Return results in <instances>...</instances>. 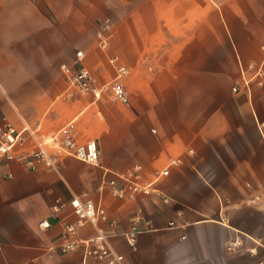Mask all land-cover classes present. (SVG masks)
<instances>
[{"label": "crops", "instance_id": "obj_1", "mask_svg": "<svg viewBox=\"0 0 264 264\" xmlns=\"http://www.w3.org/2000/svg\"><path fill=\"white\" fill-rule=\"evenodd\" d=\"M109 58L127 69L126 103L112 95ZM251 63L264 64V0H0V121L37 138L73 123L100 152L97 166L0 164V264H106L82 246L60 253L76 217L51 206L73 196L103 206L106 220L70 239L102 233L124 264H264V86L232 91ZM63 66L89 69L97 92L70 91ZM134 166L149 182L169 173L135 200L102 186ZM146 224L130 247L123 233Z\"/></svg>", "mask_w": 264, "mask_h": 264}, {"label": "built area", "instance_id": "obj_2", "mask_svg": "<svg viewBox=\"0 0 264 264\" xmlns=\"http://www.w3.org/2000/svg\"><path fill=\"white\" fill-rule=\"evenodd\" d=\"M111 36V22L104 20L100 24L99 47L104 52L107 51L109 38ZM77 58L81 57V52L76 53ZM109 63L114 66L117 77L116 82L111 86V92L114 98L126 103L127 93L119 84L118 80L127 73L124 66L117 64L114 58H109ZM62 70L66 76L70 91L80 94L87 92L96 93L94 79L89 69L86 67L71 68L63 66ZM251 84L264 86V64H248L246 68L241 67L240 79L232 87V91L238 93L243 87L249 89ZM25 132L36 139L35 148L31 151L24 150V143L27 139ZM71 157L83 163L97 166L100 161V152L97 142L89 140L85 143L77 141L76 131L73 123L63 126L56 134L47 138H37L32 130L25 127L21 131L13 129L3 118L0 121V164L2 162L16 161L29 170H35L38 167L48 169H60L64 158ZM178 161H171L170 166L177 164ZM168 168L157 174V179L149 182L142 178L141 166H134L131 170L124 173L112 172V177L103 181L110 193L121 200H135L141 196H149L154 193V184L157 180L168 175ZM11 174L5 175V178H11ZM164 201H168L163 198ZM64 205H69L72 209L75 222L65 223V237L59 246L60 253H66L84 248V255L92 257L95 260L104 261L106 264H124L125 258L122 254L115 252L106 242V236L98 233L95 236L85 240H71V236L77 234L78 229L85 224L96 225L99 221L106 220V212L103 206L95 204L92 200L84 196H73L68 202H55L51 206L53 213H58ZM170 222L169 226H174ZM50 226L49 221L43 220L38 223L40 230H45ZM152 230L150 224L145 227L134 225L130 230L123 233L127 244L134 248L138 234L144 231ZM243 246L240 239H233L226 243V249L230 252L236 251ZM53 248V247H51ZM248 253L255 254V248H249ZM262 264V263H261Z\"/></svg>", "mask_w": 264, "mask_h": 264}]
</instances>
